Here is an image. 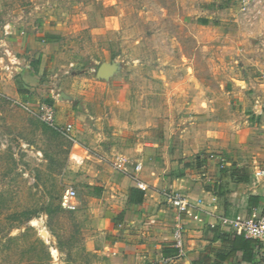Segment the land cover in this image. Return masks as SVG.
Instances as JSON below:
<instances>
[{
    "label": "rangeland",
    "instance_id": "obj_1",
    "mask_svg": "<svg viewBox=\"0 0 264 264\" xmlns=\"http://www.w3.org/2000/svg\"><path fill=\"white\" fill-rule=\"evenodd\" d=\"M233 2L0 0V264H115L110 221L127 206L123 171L142 157L147 193L176 178L185 145L227 176L264 163L230 94L260 39L202 23ZM69 188L75 211L62 207Z\"/></svg>",
    "mask_w": 264,
    "mask_h": 264
},
{
    "label": "crops",
    "instance_id": "obj_2",
    "mask_svg": "<svg viewBox=\"0 0 264 264\" xmlns=\"http://www.w3.org/2000/svg\"><path fill=\"white\" fill-rule=\"evenodd\" d=\"M237 2L228 4L223 11L217 7L202 23L215 27L225 24L230 30L238 24L247 32L254 33L252 37L260 39L258 48L261 52L256 54L249 46L246 48L249 51L246 50L243 57L247 65L256 68L246 70L242 89L235 87L230 94L240 106L242 124L249 129L248 133L252 131L256 134L248 143L256 145L264 153V0ZM16 33L11 35L14 34L15 40H20ZM1 40L0 37V44ZM187 147L185 145L184 155L173 158L179 162L183 160L175 172L176 178L165 182L162 176L158 177L148 193V185L140 177L144 169L143 161L147 158L138 160L137 164L142 168L140 171L135 168L133 176L128 168L123 171L126 177L122 183L128 189L127 206L121 208L118 216L110 221L111 226L119 231L112 238L115 264H264L262 242L239 237L217 226L223 216L264 215V179L257 181L255 177L257 170L264 168V163H257L246 171L250 175L248 182L237 183L232 177L235 171L229 176L217 173L214 162L206 168L203 159L188 158ZM178 174L184 176L180 178ZM138 182L145 184L147 189H141ZM166 185L184 193L191 204L185 215H179L173 209L178 215L173 223L164 217L166 205H161L162 201L167 202L166 194L161 193L162 186ZM133 188L146 193L142 204L130 203ZM180 223L183 232L178 238L177 227Z\"/></svg>",
    "mask_w": 264,
    "mask_h": 264
},
{
    "label": "built area",
    "instance_id": "obj_3",
    "mask_svg": "<svg viewBox=\"0 0 264 264\" xmlns=\"http://www.w3.org/2000/svg\"><path fill=\"white\" fill-rule=\"evenodd\" d=\"M247 2V0H246ZM43 121L50 125L55 126L56 113L53 108H46L45 113L42 115ZM72 126H69L66 131H70ZM213 161H219L221 164L224 160L216 158L215 156L210 157ZM142 165L137 164L136 171H140ZM255 177L257 181L262 178L264 179V168L257 170ZM139 187L143 190L147 189V186L141 182H138ZM167 202L169 206L174 209L179 215H185L189 212L191 204L187 196L179 191H173L166 194ZM62 207L68 211L77 210V191L73 188L67 189L62 196ZM223 230L232 232L237 236H242L247 239H254L264 244V215L253 214L252 216L246 217L241 214L234 216H223L217 224ZM183 232V225L180 223L177 227V237L180 238Z\"/></svg>",
    "mask_w": 264,
    "mask_h": 264
},
{
    "label": "trees",
    "instance_id": "obj_4",
    "mask_svg": "<svg viewBox=\"0 0 264 264\" xmlns=\"http://www.w3.org/2000/svg\"><path fill=\"white\" fill-rule=\"evenodd\" d=\"M41 64H42V57H40L38 60L31 63V65L33 67V71L36 74L39 73V67L41 66ZM27 93L28 92L19 90V94H21V95H26ZM50 103H52V101ZM183 176H184L183 174H178V177H180V178ZM232 177H233V180L237 183H246L250 180V175L247 174L246 172L244 173L242 171H235L233 173ZM95 191H96L97 196H101L103 193V190L101 188H98V187L95 189ZM145 196H146V193L144 191L133 188L130 191L129 201L133 205H139V204H142L144 202ZM239 237H242V236H239Z\"/></svg>",
    "mask_w": 264,
    "mask_h": 264
}]
</instances>
